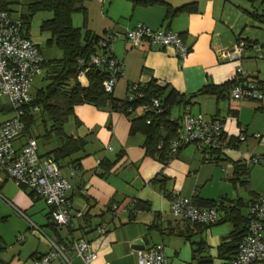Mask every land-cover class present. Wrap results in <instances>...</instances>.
<instances>
[{
	"label": "crops",
	"instance_id": "crops-1",
	"mask_svg": "<svg viewBox=\"0 0 264 264\" xmlns=\"http://www.w3.org/2000/svg\"><path fill=\"white\" fill-rule=\"evenodd\" d=\"M3 1L8 3L9 11V4L14 0ZM18 1L29 4L37 0ZM157 1L171 8L195 3L196 10L167 18L163 4L109 0L102 16L101 32L96 33L99 29L90 26L89 30L96 35L103 36V32L109 31L121 35L126 28L140 23L154 30L167 29L180 34L188 46V55L179 59L171 48L158 49L147 43L131 48L118 37L112 42V55L124 63L117 83L124 90L128 83L146 84L155 80L159 86L172 88L188 98L208 84L221 85L234 79L239 68L244 70L241 60L249 58L246 49H261L257 43L241 37V15L230 0ZM238 40L246 45L242 58L237 61L224 58L222 52L231 49ZM251 74L257 78L255 73ZM191 101L189 110L192 115L205 119L216 117L223 121L227 145L231 139H237L240 129L245 130L246 140L237 147L227 146L226 154L217 161H213L217 157L214 155L210 162H206V153L193 146L201 151V158L194 160L195 163L187 161L181 154L185 147L163 164L145 154L144 136L130 133V120L125 115L90 104L75 106L73 116H70L75 126L70 131L64 128V131L67 136L83 138L86 144L83 151L61 161L60 167L72 184V190L68 192L72 208L82 212L83 217L72 218L67 227L52 225L48 217L49 208L44 201L17 187L0 172V264H35L49 251L47 238L63 246H68L73 240L91 242L96 252L91 264H137L135 251L154 245L163 247L170 264H226L232 252L221 251L219 247L222 242L231 241L228 236L233 225L221 222L204 228L174 218L170 214L168 194L177 191L180 196L184 193L186 198L194 199L201 196L195 195V191L202 182L219 176L233 181L236 188L235 181H238L249 193L247 201L237 192L236 199L225 193L215 200H223L225 205L239 201L247 209L246 213L241 209V214L247 215L252 200L258 195L264 196V141L253 138L254 135L264 136V99L260 102L235 101L225 94H203ZM192 106H197L198 111H192ZM179 107L184 111L183 106ZM25 141L26 137H19L14 142L15 148L19 149ZM36 141L37 144L41 142L38 154L44 157L63 140L51 136L47 140L36 138ZM251 154L261 155L262 165L247 164L246 158ZM102 160L105 166L98 168L97 162ZM229 162L231 166L227 167ZM235 162L247 169L245 175L234 172ZM96 169L99 174L95 173ZM207 171L209 175L203 177L202 173ZM220 172L225 174L220 175ZM179 174L185 182L188 177L192 179L187 182L185 190L178 185ZM81 189L85 192L82 193ZM136 200L147 203L149 209L131 215L130 210ZM222 213H218V217ZM99 228L105 230L103 235L98 232ZM67 257L71 264H83L72 251L67 253ZM51 264L63 262L56 259Z\"/></svg>",
	"mask_w": 264,
	"mask_h": 264
},
{
	"label": "built area",
	"instance_id": "built-area-1",
	"mask_svg": "<svg viewBox=\"0 0 264 264\" xmlns=\"http://www.w3.org/2000/svg\"><path fill=\"white\" fill-rule=\"evenodd\" d=\"M118 37L131 48L140 47L143 43L158 49L171 48L179 59H184L189 53V48L180 34L167 29L154 30L139 23L126 28L121 35L106 32L100 40L97 53L88 59L77 60L78 79H84L90 68H99L107 75L102 82L103 91L113 92L124 66L121 60L112 55L111 45ZM245 48L244 41L238 40L231 49L222 52V55L230 61H237L242 58ZM43 61L38 45L24 36L22 21L0 11V98L7 99L13 113L10 118L0 123V172L17 187L26 188L42 199L49 208V217L54 226L67 227L72 218L80 219L83 216L82 212L73 210L68 197L72 184L56 164L38 154V144L34 138H27L19 149L14 146L24 127L23 108L32 100L33 80L42 74ZM250 76L253 75L238 69L235 82L228 93L232 100L260 102L264 99V83L250 79ZM136 88L137 84L127 88L128 101L135 97L133 93ZM161 111L159 99H153L148 105L138 106L133 114H159ZM36 112L38 108L35 107L33 113ZM146 121L149 124L150 120ZM244 131L240 129L237 137L240 142L246 140ZM263 137L253 136L257 141H262ZM189 145L204 151L206 162L212 160L216 153L224 154L227 146L223 121L216 117L205 119L194 116L190 113L189 106H185L175 135L168 144V153L176 155ZM261 161L262 156L258 154H251L246 158L249 165H258ZM97 164L99 165V161ZM81 192L84 193L85 190L81 189ZM169 210L174 218L191 224H212L219 218L216 209L199 208L190 198L180 197L177 193H172L169 197ZM98 232L103 235L105 230L99 228ZM47 240L49 251L37 259L35 264H51L56 259L63 264H71L67 257L69 251L74 252L83 264H91L96 258V252L89 241L73 240L68 246H63L49 238ZM135 253L137 264H170L161 245L139 248ZM226 264H264V196H256L249 204L246 233L238 244L235 255Z\"/></svg>",
	"mask_w": 264,
	"mask_h": 264
},
{
	"label": "trees",
	"instance_id": "trees-1",
	"mask_svg": "<svg viewBox=\"0 0 264 264\" xmlns=\"http://www.w3.org/2000/svg\"><path fill=\"white\" fill-rule=\"evenodd\" d=\"M86 1L91 0H37L29 3L27 6L28 14L19 18L22 21L24 36L29 38V25L32 16L38 11L50 12L52 16L41 22L40 31L49 33L50 37L47 43L55 45L60 52V57L55 59L45 60L43 56L44 61L42 63L41 74L43 85L36 89L32 95L31 102L23 108L24 116L22 122L24 127L20 137L47 140L51 136H55L62 139L63 141L60 146L44 155V157L56 164L61 170L60 162L72 154L83 151L86 144V141L81 137L74 138L67 136L64 131V125L68 118L73 116L75 106L90 104L98 109L107 108L110 112H118L128 117L130 120V133H141L145 138L143 143L145 154L166 164L177 155H169L168 153V144L174 137L180 120V118L173 119L170 117L171 109L175 106H191V100L197 95H228L235 79L221 85L208 84L188 98L172 88L159 86L155 80L146 84L128 83L125 87L124 97L116 99L113 97V92L105 93L103 91L102 82L107 78L106 73L99 68L92 67L86 72L84 78L87 81L86 85H81L76 74L77 60L81 58L88 59L91 55L97 53L100 48V40L102 39V36L96 35L86 28L87 11L84 6ZM135 2L142 3L143 5L163 4L167 9V18H171L180 12H194L196 10L195 3L171 8L169 5L157 0H135ZM7 6V2L0 0V11L9 14ZM77 12H81L83 15V23L85 24L83 25V30L80 27H74L72 24V15ZM250 15L264 23V15H257L256 13H251ZM260 48L264 50V42L260 45ZM133 84H137V88L133 93L135 97H133L132 101H128L126 90ZM153 99H159L160 101L162 111L159 114H133L138 106L148 105ZM35 107L38 108V112L33 113V108ZM129 109L133 111L129 112ZM39 116L42 119L41 127L43 130L38 135L34 134V137L31 130ZM147 119L150 120L149 124H147ZM47 122L50 124L48 128L46 126ZM239 143L238 139H231L228 145L226 143V146L231 147L233 145V147H237ZM225 154L226 152L224 154L216 153L217 157L213 161L221 159L220 156ZM101 166H105L103 160L99 162L98 168ZM234 172H240L241 175H245L247 169L242 168L238 162H235ZM95 173L99 174L100 172L96 169ZM152 182H155V179ZM29 194L34 196L32 191H29ZM171 194L169 193L168 197ZM190 199L199 208H214L218 213H223L212 224H191L186 222L187 224L202 226L204 228L221 222H229L233 225V230L228 236L231 241H224L219 247L221 251L232 252L229 257L230 260L235 255L238 244L244 237L247 229L248 214H241L243 204L237 201L234 205L232 203L231 205H225L223 200H208L198 196ZM148 209L147 203L136 200L133 202L130 214L132 215L136 211ZM84 219L87 220L85 217ZM51 224L53 225L52 222Z\"/></svg>",
	"mask_w": 264,
	"mask_h": 264
},
{
	"label": "rangeland",
	"instance_id": "rangeland-1",
	"mask_svg": "<svg viewBox=\"0 0 264 264\" xmlns=\"http://www.w3.org/2000/svg\"><path fill=\"white\" fill-rule=\"evenodd\" d=\"M108 1L109 0H103V2H98L97 0H91L86 1L84 3V6L87 11V18H86V28L90 29L91 27H94L99 33L102 29V22L103 17L106 9L108 7ZM236 5V9H238L239 14L241 15V18L239 20V26L242 28V34L241 37L245 38L247 37V40L253 41L257 43L258 45H261L264 42V23L259 21L258 19L252 17L251 13H256L257 15H264V0H230ZM28 2H19L18 0H14L9 4V13L14 18H21L22 16H25L28 14L27 4ZM88 8V9H87ZM239 15V16H240ZM52 16L50 12L46 11H38L36 12L31 20L29 25V36L32 38L34 42H36L39 45V48L45 58V60L49 59H55L60 57V52L53 44H48L47 40L49 39L50 35L47 32H41L40 31V24L42 21L49 19ZM83 15L81 12L74 13L72 15V24L74 27H80L83 30ZM105 34L104 32L102 35ZM246 53L249 56V58L242 59V68L247 71L248 74L255 73L256 77L250 76V79L264 82V50H253L252 49H246ZM124 67V66H123ZM42 76L39 75L34 78L33 85L31 88V94L33 95L37 88L43 85V82L41 80ZM119 80V79H118ZM118 80L116 84L118 83ZM79 83L81 85H86L87 81L85 79H78ZM115 84V90L113 95L114 97H118L119 99H122L125 95V90L120 86V84ZM192 111L196 112L198 111L197 106H192ZM12 111L10 109L9 103L7 99L0 98V122L10 117ZM183 114V108L179 106H175L171 109L170 117L178 118L180 115ZM41 118L38 117L35 125L32 127V134L37 135L36 133L42 132L41 127ZM73 118H68L67 122L64 125V128L66 131L72 130V128L75 126L73 122ZM47 128L50 126L49 122L46 124ZM41 140V138H40ZM264 140V137H263ZM40 142V141H39ZM38 142V146H40V143ZM185 148V147H184ZM41 151V150H39ZM182 155L187 158V161L190 160V162L195 163L198 157L201 158V151L194 149L192 145L186 146V148L181 151ZM180 160V159H179ZM193 160V161H192ZM195 160V161H194ZM199 160V159H198ZM263 163V162H262ZM262 163L258 164V166L262 165ZM214 164H212L213 166ZM226 166V165H225ZM225 166H223L225 168ZM231 166L230 162L227 165ZM222 167V168H223ZM223 168V169H224ZM222 171L224 172L225 170ZM221 171V170H219ZM228 171L226 170L225 173ZM208 173V171H207ZM202 173V176L209 175V173ZM225 173H219L220 175H223ZM186 177V174L181 173ZM179 174L178 176V185L180 187H183L184 190L186 189L187 182H190L191 177H188L186 182L184 181L183 177ZM222 177V176H221ZM173 178H171L172 180ZM209 179V178H207ZM237 186L236 188L233 186V181L231 180H225L223 178H220L219 176L214 178V180H207L205 182H202V184H199L196 187L195 195L199 194V196L202 199H209V200H215L218 199L220 194L228 193L229 195L233 196L235 199L238 198L236 195V192L238 193V196L242 197L243 200L247 201V198L249 197V193L245 190V188L238 182L235 181ZM172 184V181L170 182V185ZM235 192V193H233ZM174 193H177L175 191ZM178 194V193H177ZM179 195V194H178ZM182 196L180 197H186L185 194L182 193ZM214 197V199H212ZM189 198V197H188ZM242 212L246 213L247 209L245 205L242 206Z\"/></svg>",
	"mask_w": 264,
	"mask_h": 264
},
{
	"label": "water",
	"instance_id": "water-1",
	"mask_svg": "<svg viewBox=\"0 0 264 264\" xmlns=\"http://www.w3.org/2000/svg\"><path fill=\"white\" fill-rule=\"evenodd\" d=\"M140 243V241H138Z\"/></svg>",
	"mask_w": 264,
	"mask_h": 264
}]
</instances>
